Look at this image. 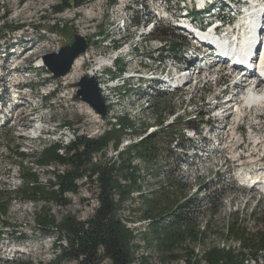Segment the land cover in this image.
<instances>
[{"label": "rangeland", "instance_id": "obj_1", "mask_svg": "<svg viewBox=\"0 0 264 264\" xmlns=\"http://www.w3.org/2000/svg\"><path fill=\"white\" fill-rule=\"evenodd\" d=\"M116 1L117 0H87L83 6L67 9L61 14H53L52 6L58 4V0H0V36L3 35L0 41V78L4 81V79H8L7 77L9 75V80L14 76H18L20 77L19 82H21V85H19L21 88L18 87L21 89L20 93H18V100L15 101L17 109L10 112L8 121L0 126V194L4 195V199L8 201L9 206L7 214L0 216V226L2 225L1 222L10 224V227L4 229L0 227V264H4V262L16 258H30L37 262L47 263L54 257V235L44 236L42 231L38 230L35 220V215L41 211V204L17 200V195L19 194L17 189L23 185V182L21 177H19L21 169L18 166V162L20 159L15 155V152L20 151L28 156H32L33 158L29 159L27 163H23L24 167H33L39 175L40 182L47 184L48 180H53L51 173L52 167L37 168L33 162V160H35L34 156L39 154L43 146L58 141L63 131L67 136H63L61 142L63 145H66L74 140L76 136L97 137L103 133L104 129L110 127V118L108 119L107 116L102 118L94 110V114H92L89 112V108L91 107L75 96L77 83L82 76H85L82 75V73H85L88 68L95 67L93 64L101 60V57L111 56L112 58L110 61H112L118 55H123V60L120 58L115 63L116 69H127V71H131L142 70L144 68V71L148 72V70L154 69L161 59L167 60L169 56H172L176 48L178 49V51H176L177 57L174 56L176 58V64L178 66H185L188 63L189 56L191 55L189 50L193 47L190 41L192 38L191 35L187 34V32L182 29H180L182 36L172 33L171 23L169 25L170 20H161L165 22L163 23L160 22V20L152 21L147 19L148 22H146L144 21L146 19L142 17L132 22H140L141 28H143L144 25L148 27L151 26L146 34L136 37L140 29L135 30V28H126L118 33L116 30V23L121 21L125 22L129 14H127V9L123 12L119 11V13L118 10L120 6L114 5ZM120 1H124V7L134 9V7L132 8L129 6H133V4L128 0ZM181 4L188 5L187 1ZM154 6L160 11L159 14H165V9L167 7L165 1L156 0ZM152 7L153 5L149 6V8ZM175 7H178L177 0H173V15L177 13ZM207 9L208 12H210L212 6ZM141 19L143 21H141ZM130 20L131 17L127 23H130ZM200 20L199 18L198 21L202 22V20ZM5 26L22 27L11 31L13 33L11 34L9 32L10 30L4 28ZM81 32L86 34L83 38L88 44L82 72L78 73L73 80H70V78L64 80L63 77L65 76L62 78H53L51 73L44 71V68H42L44 65L43 62L40 61L41 56L56 52L59 47L61 48L66 44H70L72 42V36L75 34L80 35ZM160 38H167L165 40H168L171 50L169 51L170 53L168 52L169 56H167V52H164V48L160 44ZM104 42L105 44L111 45L105 46ZM172 42L173 45L171 44ZM176 42L179 44L174 45ZM8 43H15L14 45H17L14 49H8L10 58L12 57L10 61L4 60V53L2 52L4 47L3 44L5 45ZM118 45H121V48H119L117 52H114L113 49ZM182 47L183 50H180ZM19 51H21V53H19ZM151 59L155 60V67H153L152 63L149 65L146 63L147 60ZM105 60L107 64L110 63L107 58ZM205 60L207 61L208 59ZM143 61L145 64L142 63ZM40 65L42 67H40ZM190 67L191 68L188 70L185 68L184 70L182 69L183 72L179 74L180 76L178 77L180 80L184 77L191 78V80L185 83V87H173V92L169 94L158 92L156 87L149 93L138 91L134 97L138 96L140 99L131 101L130 105L128 101L125 100L126 102L124 101L122 103L121 109L123 113H126V111L129 113L127 116L131 118L130 120L133 123L132 128H134L133 130H137L136 132H139L143 127H146V132L148 129L153 132L155 129L160 128L157 126L158 120L162 121L163 127L168 129L160 133L163 139V141H161L162 146L166 147L167 145V138H169L166 135L168 134L167 132H173V139L178 138V140H173V146L179 142L181 146H184L187 152L192 153L188 158L194 159L191 158L194 156L198 158L197 160L203 161L197 165L189 166L191 168L190 172L200 171V173H197L203 176L200 177L196 175L197 173L190 175V172L188 174L183 172V174L180 173L179 179L177 178L178 180L175 181L173 194L178 197L179 200L190 196L189 194L195 190L196 185L201 186L205 184V196L208 195V193L213 195L215 192H220L217 194V196L220 197V208L214 214L212 211L208 213L209 204L207 201H201L202 197L197 199L198 205L200 204L204 209L203 218L199 220V225L202 226L206 220L210 222V228L205 229L206 232L205 235L202 236L203 238L201 241L195 243L192 241L185 242L177 247V250L182 251L185 248H192L195 253L200 256L204 250L211 246L221 247V245H223V237H221L220 234H222L225 225L234 214L238 213L241 218L243 217L240 223L247 226V230L250 232L264 231V201H262V203L258 199V192L261 190L260 187L243 188L240 186L243 180V172L245 173L246 169H250L251 166L257 162L258 166L264 165V157L261 156L264 154L261 149L264 143L255 146V142H253V138H251V135L260 137L264 134V110L260 113L255 108H251L252 110L248 109L245 117L236 122H239L241 127L239 132L237 131V134L234 133L232 128L236 123L233 125V116L229 117V122L227 123L226 120H222L220 115L214 116L217 110L214 111L213 107L217 100L214 99V104L212 102L213 97L221 93L218 87L214 85V82H212L213 80L208 81L206 84L204 82L195 83L196 79L194 77L197 71H199V68L194 69L192 66ZM212 67L216 68L214 64ZM156 70L157 68H155V71ZM117 74L118 71L112 72L113 76ZM108 75L110 76L111 73L108 72ZM108 75L104 72H97L94 78L98 83V87L106 88V85H114V83L119 84L118 87L115 88H106L107 93L110 92L111 95L120 94L122 92L133 93L142 87L138 86L139 81L136 79L129 80L123 85L121 80L112 82L111 84V82L107 80ZM217 78L221 79L222 84L225 86H223V89L226 90L228 88L229 91H232V81L230 77L222 73L221 75L217 74ZM173 79L175 78L173 77ZM148 85L150 86L151 83H148ZM11 87L12 86L9 85L10 89H12ZM225 90H223V93H225ZM12 98L13 97H11V99ZM33 102L34 106L32 104ZM33 107H37L40 112L38 114V116L41 117L40 137L34 136V134L37 133L39 121L37 115L31 111ZM218 110L220 111V109ZM118 114L120 117L123 115L121 112ZM260 114H262V116H260ZM21 118H25L29 121L28 124H23L20 121ZM214 118L217 120L221 119V123ZM65 122L70 123V125H67L68 128L61 129L60 126L64 125ZM202 123H208V126L215 128V132L206 134L203 131L199 137L192 138L193 132L196 128L199 130ZM165 125H172L173 128H171L172 126L165 127ZM227 125H231L232 128L231 126L228 128ZM56 127L60 129H56ZM188 128H193V130H187ZM129 130L130 129L127 131L130 132ZM29 132L33 135V138H26V136L21 135L28 134ZM234 134L237 136L238 143L241 142V134H244L245 137V142L241 149H244V153H247L244 154L241 163L237 162L238 160L236 157L238 150L233 147L236 141V136L235 139H233ZM143 136H145V134H143ZM129 138L132 140L140 139L137 133H128V135L122 137L121 142L123 143L119 145V148H121L122 145L124 146L125 140ZM200 147H203L206 152H197L196 148ZM249 151L255 154L253 158H251V156L248 157L249 155L247 154ZM178 152L179 148H176L174 155H178ZM106 154V156H113L115 152L112 148H108ZM100 159L102 160L103 156H101ZM167 159H169V156L166 154V149H163L157 162H160V164L161 161L169 162ZM235 159L237 160L236 162H234ZM136 161H138V159H136ZM174 161L175 159L173 162ZM32 162L34 164H32ZM237 163L245 167L239 168L236 166ZM140 164H143V162ZM149 167L150 166L147 167V171L151 169V167ZM169 167H172V164H169ZM177 167L176 164L175 166L173 165L174 169H177ZM202 167H205V169L202 170ZM182 168L185 169L187 167L184 165ZM164 170V167L162 170H160L159 167L157 171L151 172L153 181L145 184L146 190L155 182L156 176L157 179L162 180L161 173ZM201 172H205V174ZM258 174L264 175V171L260 170ZM157 185L169 187L168 180H162L158 182ZM78 187L79 191L77 194H67L66 207H61L52 203L46 206L56 219L59 220L61 216L71 214L83 221L92 215L93 208L96 205L94 195L97 190L95 188L96 186L94 183H88V180L83 179L78 182ZM201 188L202 187H198V190H201ZM256 189H258V191ZM138 202V200L132 202L127 201L121 215L136 218V216L139 215L138 213L129 212L131 207L136 208L138 206ZM259 203L261 205H259ZM258 207H261V211L263 209V213L258 215L255 214L254 216L251 215V211ZM194 208H196V206ZM170 213H172V209L169 208L166 210V214ZM234 217H236V215ZM131 221L137 220L133 219ZM138 221L140 222L141 220ZM22 235L26 236L24 240H20L19 238ZM139 243L142 244V240L139 241ZM135 256V261L132 264H177L169 257L165 256L162 250L152 246H143L137 251ZM101 264L110 263L108 260H105ZM178 264H180V262H178Z\"/></svg>", "mask_w": 264, "mask_h": 264}, {"label": "trees", "instance_id": "obj_2", "mask_svg": "<svg viewBox=\"0 0 264 264\" xmlns=\"http://www.w3.org/2000/svg\"><path fill=\"white\" fill-rule=\"evenodd\" d=\"M86 2L87 0H58V4L52 6V11L53 14H61L67 9L83 6ZM19 27L22 26H5L4 28L11 32ZM1 37L3 35L0 36V40ZM160 39L168 42L165 40L167 38ZM176 43L174 45L179 44ZM171 44L173 45V42ZM176 51H178L177 48L175 52L173 51V57L177 56ZM162 123L158 120L157 126L160 128L156 131L148 133L146 127H143L136 132L137 130L132 128V121L126 116H121L118 117L117 123L109 124L110 127L104 129L103 133L97 137L81 135L76 136L66 145L56 141L43 146L39 154L34 156L35 164L33 162L32 164L37 168L52 167L53 180H48L47 184L40 182L39 175L33 167H24L23 163H27L33 157L16 151L15 155L20 159L19 177L23 182V185L17 189L19 193L17 200L41 204V211L35 215V220L38 230L42 231L44 236L54 235V257L47 263L30 258H16L4 264H101L105 260H108L110 264H132L137 251L143 246L162 250L165 256L177 264L178 262L180 264H244V260L248 258L256 260L259 252H264V231L247 230V226L240 223L243 217L241 218L238 213L234 214L236 217L232 215L228 220L220 236L223 239L238 241L241 245L239 250L211 246L200 256L192 248L177 250V247L185 242L201 241L202 236L205 235V229L210 228V222L206 220L202 226L199 225L204 209L200 204L198 205V197L188 198L187 196L179 200L173 194V187L178 179L172 177L169 162L161 161V165L167 167L169 187L153 183L146 190L142 182L144 177L135 160L141 159L147 165L160 163L157 159L165 149V146L161 145L163 139L160 133L168 130ZM64 125L69 126L70 123L65 122ZM128 129L130 132L127 131ZM132 132L137 133L140 139L119 150L122 137ZM167 133L168 137L173 135V132ZM108 148L118 153L106 156ZM101 156H103L102 160ZM176 156L179 159L180 153ZM83 179L88 180V183H94L97 189L94 194L96 205L92 215L83 221L71 214H65L59 220L56 219L46 206L52 203L66 207L67 194H77L78 182ZM134 192L139 193V202L136 208L130 210V213L139 215L130 220H148L144 233L129 228L127 226L129 220L123 219L121 215L126 202L131 199ZM218 193L220 192L202 196L201 201H207L209 204L208 213L212 211L214 214L219 210ZM8 207V201L4 199V195L0 194V216L7 214ZM169 208L172 209V213L166 214ZM1 223L0 227L3 229L10 227L7 222ZM19 238L24 240L26 236L22 235ZM141 240L142 244L139 243Z\"/></svg>", "mask_w": 264, "mask_h": 264}, {"label": "bare ground", "instance_id": "obj_3", "mask_svg": "<svg viewBox=\"0 0 264 264\" xmlns=\"http://www.w3.org/2000/svg\"><path fill=\"white\" fill-rule=\"evenodd\" d=\"M128 1L133 4V6L131 5L129 6L132 8L134 7V9H129L127 7H124L123 6L124 1L121 2L120 0H117L116 3H114V5L120 6L118 12L119 11L123 12L124 10L127 9V14H129V16L125 19V22L121 21L119 23H116L117 32L120 33L126 28L128 29L135 28V30L140 29L136 37L146 34L150 30L151 26L148 27L147 25H144V27L141 28L140 22L139 23L132 22L136 18H140V17L145 18L146 20L144 21L146 22H148L147 19H150L152 21L170 20L169 25L171 23L172 33L174 32L177 35L179 34L182 35L180 31V29H182L186 31L187 34L192 36L190 41L193 47H191L192 49L189 50L191 52V55L189 56L188 63L194 69L199 68V71H197V73L195 74L196 76L194 77L196 79L195 83L204 82L206 84L208 83V81L214 80L213 78L215 77L217 78V74L221 75L222 73L223 75H227L229 73L242 74V78L244 80H242V82L240 83L235 81L233 84V87L237 88L239 92L232 93V91L231 90L229 91V89L227 88L225 90V93H223L224 91H220L221 92L220 94L222 95L223 93V96H221L218 93L213 97V99L217 100L213 109L214 110H218V108L220 109L219 112L214 114L215 117L220 115L222 117V120H226L227 123L229 122V117L233 116V123H234L233 125H235L237 121H240L243 117H245L248 109L255 108L258 112L263 111L264 84H262L258 80V76L259 75L264 76V0H183V1L177 0L178 7L177 8L175 7L177 13L174 15H173V0H162L163 2L165 1V4L167 5L165 9V14L163 15L159 14L160 11L156 8V6H154L156 0H128ZM184 1H187L189 6L182 5L181 3ZM151 5H153V7L149 8V6ZM210 6H212V9L210 12H208L207 8ZM130 17H131L130 23H127ZM199 18L202 20V22L198 21ZM141 21L143 20L141 19ZM10 33L13 34L12 32ZM80 35L82 37L86 36V34L83 32H81ZM160 44L163 46L164 52L168 53L169 51H171L170 44H168V42L160 41ZM104 45L110 46L111 44H105L104 42ZM3 46L4 47L2 52L4 53V58H5L6 45L3 44ZM181 49L183 50V47ZM85 52L84 54L82 53V55H79L74 60L70 71L66 74L67 76L66 75H64L65 77L62 76L64 80L66 78H70V80H73L78 75V73L82 72V66L84 65V58L86 57V53H87ZM19 53H21V51H19ZM169 53L167 56H169ZM101 58H102L101 60L93 64L95 67L88 68V70L85 73H82V75L92 78L96 77L95 75L96 72L99 70V68L107 64L105 59L107 58V60H111L112 57L108 56ZM205 59L208 60L206 61ZM234 59L237 60L234 61ZM151 60H147L146 63L148 65L152 63L153 67H155L156 66L155 60L154 59ZM40 61L42 60L40 59ZM142 63L145 64L144 61ZM213 64L216 68L212 67ZM40 67L42 66L40 65ZM155 68H157L156 71ZM155 68L152 70L151 69L148 70V72L147 71L145 72L144 68L142 70L140 69V71L137 73L134 72L135 70L127 71V74H125L126 77L130 74H133L134 79H136L137 81H141V80L144 81L143 84H140V82L138 83V86H142V87L133 93L122 92L120 94H115V95H111L110 92L107 93L106 88L118 87L119 84H115V83L114 85H106V88L99 87L100 95L101 97H103L107 109L106 116L108 117V119L110 118L111 120V121L109 120L110 124L117 123V119L118 117H120L118 116L119 115L118 113L120 112L121 114H123L122 116H126V118H129V116H127L129 114L126 111L127 109L125 110L127 114L123 113L121 109V105L125 100L128 101V104L130 105L131 101L140 99L138 98V96L134 97L136 95V92L142 91L143 93L144 92L149 93L153 91L154 87L157 88L158 92L163 94H169L173 92V85L175 86L176 83L173 81H177V79H173V55L169 56L167 60L161 59ZM186 70H188V68ZM247 78L251 80L249 83L244 82L245 79ZM17 79L18 76H14L13 78H11V80L15 83ZM189 80H191L190 77H184L181 80L178 79V81L183 82L184 85ZM121 81L123 84L122 79ZM148 83H151V85L149 86ZM0 86H1V81H0ZM12 89L11 91L13 92L15 91L12 94L13 97L12 100H16V98H18V93H20L21 89H19L18 87ZM1 90H2V86L0 88V91ZM225 98L226 101H224ZM231 102L234 103L232 106L229 105ZM228 105L230 108L228 107ZM89 112L94 114L92 108H89ZM20 121L26 125L29 122L25 118H21ZM165 126H169V125H165ZM224 128L226 127L224 126ZM200 129L201 127L199 128V130ZM149 130L150 129H148V133L151 132ZM38 131H39V127L37 132ZM154 131H156V129ZM232 131L235 133L234 127L232 128ZM21 135L26 136V138H33L32 137L33 135L30 132L28 134H21ZM235 136L236 134H234L233 139H235ZM251 138H253V142H255V146H258L259 144L256 142L259 136L251 135ZM125 141L126 142H124V146L122 145V147L119 148V150H122L123 148L129 146L131 143L137 142L138 140H132L129 138L128 140ZM122 143L123 142H121V144ZM237 143L238 140L236 136V141L233 146L234 149H236L237 146L239 145V143L238 144ZM242 145L243 144H240L239 147H242ZM176 148H179V153H180L179 159H177V156L173 154ZM165 149H166V154L169 156L168 161L170 164H172L171 175L176 179L179 177L180 173L183 174V172H186L188 174L191 171V168L189 166L197 165L203 162L202 160H197L198 158H195L194 156L191 157L194 159L188 158L189 155L192 153L187 152V150L184 148V146H181V144L179 145L177 143L175 146H173V135L167 138V145ZM261 149L262 152L264 153V145H262ZM115 153L118 152L115 151ZM247 155H249L248 157L251 156V158H253V155L255 154H253L251 151V153ZM173 156L175 157L174 162H173L174 160ZM261 156L264 157V154H262ZM261 156L260 158L262 159ZM142 162L143 164H140ZM135 163L141 168V172L144 177L142 178L143 184H146L147 182L151 183L153 181L151 172L156 171L159 167L160 170H162L164 167L165 170L161 173V178L163 181L167 180L168 173L166 171L167 167L165 165H161L160 163L159 164L153 163L147 165V163H145L141 159H138V161L135 160ZM175 164L178 167L177 169L173 170V165L175 166ZM184 165H186L187 168L185 169L182 168ZM148 166L151 167L149 171H147ZM201 169L203 170L205 169V167H202ZM258 170H261V168ZM197 172L200 173V171H195V172H190V175L191 174L194 175ZM259 172L260 171H258L255 174L256 176H254L253 177L254 180H252V183L256 186L250 188L260 187L261 190H259L258 192L259 193L258 199L262 202L264 201V175L258 174ZM199 173H197L196 175L200 177L203 176ZM202 174H205V172H203ZM245 175L247 174L245 173ZM162 180L157 179L156 176V180L154 184H158V182ZM138 182H140V179H138ZM122 183H124V181ZM204 185L205 184H202L201 186L196 185L195 190L192 191L191 194H189L190 196H188V198H196V197L199 198L204 196V191H205ZM197 186L202 187L201 190H198ZM256 190L258 191V189ZM138 195H139L138 192L132 193V197L128 201L129 202L137 201ZM259 205L261 204L259 203ZM260 208L258 207L256 209H253L250 214L251 215L253 214L254 216L255 214L258 215L263 213L264 212L263 209L262 212ZM122 217L123 219L127 218L128 220L131 218L130 216L128 217L122 216ZM147 224H148V220H142L140 222L138 220L137 221L129 220L127 222V226L129 228H131L134 231H141V232L146 230ZM222 241L224 242H222L223 245H221V247H224L226 249L232 248L234 250H239L241 246L238 241L227 240V239H223ZM259 256H264V252L263 251L259 252ZM244 264H264V260H260L259 257L256 260L252 258H248L244 260Z\"/></svg>", "mask_w": 264, "mask_h": 264}, {"label": "water", "instance_id": "obj_4", "mask_svg": "<svg viewBox=\"0 0 264 264\" xmlns=\"http://www.w3.org/2000/svg\"><path fill=\"white\" fill-rule=\"evenodd\" d=\"M87 47L86 40L81 35L75 34L70 44L62 46L57 52L41 56V60L53 78H60L70 71L74 60L84 53ZM75 96L89 105L102 118L106 116V105L94 78L82 76L77 83Z\"/></svg>", "mask_w": 264, "mask_h": 264}, {"label": "built area", "instance_id": "obj_5", "mask_svg": "<svg viewBox=\"0 0 264 264\" xmlns=\"http://www.w3.org/2000/svg\"><path fill=\"white\" fill-rule=\"evenodd\" d=\"M160 22H163V21H160ZM163 23H165V22H163ZM1 41V40H0ZM240 45H241V42H240ZM60 48H58V50H59ZM57 52V51H56ZM259 257V259L260 260H264V256H258Z\"/></svg>", "mask_w": 264, "mask_h": 264}]
</instances>
